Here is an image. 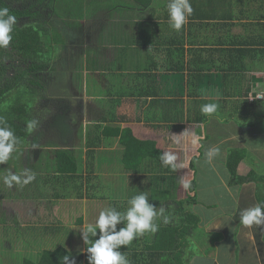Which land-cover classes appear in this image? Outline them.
<instances>
[{
    "label": "crops",
    "instance_id": "crops-1",
    "mask_svg": "<svg viewBox=\"0 0 264 264\" xmlns=\"http://www.w3.org/2000/svg\"><path fill=\"white\" fill-rule=\"evenodd\" d=\"M119 1L127 9L124 16L116 13L121 18L118 27L125 24L126 29L115 31V41L109 43L106 52L97 50L100 60L96 56L91 60L98 62L89 66L90 61L83 56L84 61L74 64L75 70L70 67L67 83L53 92L79 99L77 126L81 124L82 128L85 122V133L73 135L72 148L78 156L83 184L81 188L76 177L67 179L65 184H46L47 197L28 211L44 227L41 240L48 243L57 239L55 245L45 247L63 246L88 261L86 249L98 235L84 242L81 229L94 224L99 212L107 207L126 211L129 199L144 192L157 207L154 222L158 230L145 232L126 247L121 246L127 257L136 256L138 262L132 258V264H143V255L150 252L164 254L153 264H172L170 256L178 247L181 225L186 221L195 222L196 228L189 229L190 244L186 246L184 264H264V224L245 226L240 221L242 210L264 201V170L259 175L253 172L239 183H231L228 175L215 178L210 184L195 171L200 169L194 163L202 158V152L218 147L219 154L211 162L207 160L206 166L211 170L224 169L226 154L232 150L244 154L238 164L241 176L246 175L244 170H257L260 165L255 167L254 163L258 160L264 164V157L257 155L252 164L250 158L246 161L248 153L258 151L256 140L251 139L264 133L261 128L254 131L256 127L252 129L247 121L251 118L254 126L264 128V121L260 124L256 120L264 117V0H196L214 10V18L206 23L188 19L179 31L169 23V0H150L146 6L137 0ZM130 10H134L133 16ZM108 13L115 16L105 11L85 21L89 43L98 46L97 29L102 27V21H110L105 17ZM89 21H98L99 26H87ZM172 41L175 44L171 46ZM95 54L94 51L90 55ZM137 56L157 65L149 71L151 75L147 76ZM172 64L180 67L166 71L164 65ZM76 75L79 80L74 88ZM82 78L88 96L84 95L81 101L80 95H65L67 88L78 91ZM209 103L218 105L210 116L201 112V106ZM102 117H106L104 121ZM112 117L120 121L109 123ZM114 123L130 128L138 140L153 141L156 151L174 153L176 169L153 156L142 159L135 171H122L121 163L116 164L123 153L119 137L100 133L106 124ZM194 136L202 137L196 145L191 143ZM244 140L252 148H239ZM76 141L81 144L78 148ZM55 168L53 164L50 172L57 174ZM110 176L114 177V185L107 181ZM192 179L194 192L183 187L185 181ZM116 185L121 189L114 196ZM74 190H82L85 197L80 199ZM47 198L49 203L42 206ZM160 209L163 214H159ZM125 224L126 221L117 225V229ZM53 227L57 230L50 232ZM27 235L29 241L25 244L38 249L35 233L27 231ZM27 254L33 252L28 250Z\"/></svg>",
    "mask_w": 264,
    "mask_h": 264
},
{
    "label": "trees",
    "instance_id": "trees-1",
    "mask_svg": "<svg viewBox=\"0 0 264 264\" xmlns=\"http://www.w3.org/2000/svg\"><path fill=\"white\" fill-rule=\"evenodd\" d=\"M195 1L190 0L193 13L188 17L189 20L198 19L201 21L200 23H206V20L214 18L215 14H212L214 10H211L203 2ZM137 2L146 6L150 0H137ZM121 5L119 0H0V8H7L9 14L16 17V23L11 33V42L7 47H0V111L2 112L0 128L10 129L15 137L14 149L9 154L8 163L14 159V155L17 157L16 154L19 149L24 147L30 150L38 149L39 151H48L50 148L55 149V155L49 161L53 162L57 174L36 172L32 169V166L27 165L30 163L29 157L23 156V167H14L13 172L3 174V176L8 177L7 179H10L11 175L22 177L20 182L13 183L14 190L5 193L4 200L19 199L23 204H26L25 210L27 213L30 206L37 205L45 198V190L49 187V185H46L47 183L65 184L67 179L76 177L80 179L81 188L83 184V177L78 173V168H80L78 166V156L76 150H74L75 148H72L73 135L82 134L81 124L77 126L78 120H76L79 101L53 93L57 88V81L60 78L63 79L64 76L68 78V75H70L69 61L75 64L77 62L81 63L83 57L82 52L75 57L76 59L65 57L68 52V43L67 37L63 34L61 28L66 31H74V34L80 35L81 41L85 40L87 31L85 21L89 18H95L100 12L105 11H110L114 15L122 13V16H124V10L127 7L124 4ZM111 24V21L104 22L102 27L100 26V29H97L98 37L96 41L98 46L94 43L82 41V47H77L76 50L81 49L84 53L87 52L86 56H90L95 50L105 51L109 44L102 45L103 48H101L99 46L101 40H109L108 35H112V39L116 37V34H112L108 31V28L106 29ZM169 43L171 46L175 44L173 41ZM168 54L171 53L168 51ZM91 59L96 58L92 56ZM98 60H90L89 66L95 64ZM136 60H139L140 66L145 68L147 76L151 75L149 71L152 67H157L150 59L141 60V57L137 56ZM164 67L166 71H169L179 68L180 65L172 64L171 66L164 65ZM59 74H63V76H58ZM106 117H102V121ZM110 120L109 123L120 121L117 117H112ZM256 120L261 124L264 117H257ZM33 122L34 126L30 129L29 124ZM98 125L94 127L100 129ZM102 130L100 133L119 137V144L123 146L122 171L132 172L137 170L140 161L144 158L161 157L162 153L156 151L153 141L138 140L128 127L121 128L114 123L111 125L106 124ZM243 157L244 154L240 150H232L227 157L226 164L229 163L227 169L231 183L242 182V180L247 179L246 177L254 174L253 171L244 176L238 174V164ZM3 164H5L4 160L0 161V174L4 171ZM191 167L194 170V163L191 164ZM195 171L197 172V170ZM25 173L34 174L35 178L28 183H23V179H26ZM113 176L108 177L107 181L109 183L114 181ZM193 184L195 185V182L192 179L190 189L194 192ZM5 187L2 186L1 188L4 190ZM120 189L118 185L115 186L114 196L117 195ZM74 192L77 196L79 195L80 199L85 197L82 190H74ZM193 197L192 200L195 201V194ZM37 199L36 203L30 205L33 200ZM33 219L29 220L33 221ZM240 221L239 223H241ZM19 222L22 223V226H35L38 224L36 221L25 223L24 217L20 218ZM4 227L8 229L6 224L3 225V229ZM194 227L196 228V223L192 221H186L181 225L180 242L175 252L170 256L172 264H184L187 260L185 252L187 244L188 246L190 244L189 229ZM2 233L7 232L2 230L0 234ZM36 248V246L30 248L25 244L24 250L33 252V254L27 256L37 257L35 260L29 257L24 258L21 264H63L65 255H69L70 259L74 258L75 264H88V261H84L80 254L73 253L63 246H53L51 248L43 246L39 250ZM123 253L125 254V252ZM163 256L164 254L162 255L159 252L147 253V255H143V264H153ZM127 258L130 264H132V258L137 261L136 256L133 254Z\"/></svg>",
    "mask_w": 264,
    "mask_h": 264
},
{
    "label": "clouds",
    "instance_id": "clouds-1",
    "mask_svg": "<svg viewBox=\"0 0 264 264\" xmlns=\"http://www.w3.org/2000/svg\"><path fill=\"white\" fill-rule=\"evenodd\" d=\"M169 15V23L171 27L179 31L187 23L188 17L193 13V8L190 0H169L167 4ZM16 23V17L9 14L7 8H0V47H7L12 40L13 26ZM218 109L215 103L204 104L201 106V112L204 115H212ZM34 122L29 124L31 129ZM202 137L194 136L191 143L196 145ZM15 137L13 132L8 128H0V161L6 160L9 154L13 151ZM219 154V148L213 147L206 151V159L211 160ZM161 163L165 166H170L173 170L176 169L177 157L172 152H164L160 157ZM23 183H28L33 180L34 174H27ZM21 176L11 175L6 182H20ZM185 189L190 187V181L183 183ZM129 207L126 211H118L114 207H107L99 212L94 224H89L81 229V235L84 242H87L90 237L98 238L92 240L86 252L88 253V264H130L126 255L120 250L121 246L126 247L135 238L143 235L145 232L155 233L158 230V225L154 222L158 215L157 207L149 202L148 195L141 192L128 201ZM159 214H163V209H160ZM241 222L245 226L253 224H264V201L257 203L251 208L241 211ZM126 221L125 226L117 229V225H121ZM167 222V218H165ZM97 229L99 233H97ZM63 264H75L74 258L70 259L69 255L63 257Z\"/></svg>",
    "mask_w": 264,
    "mask_h": 264
},
{
    "label": "rangeland",
    "instance_id": "rangeland-1",
    "mask_svg": "<svg viewBox=\"0 0 264 264\" xmlns=\"http://www.w3.org/2000/svg\"><path fill=\"white\" fill-rule=\"evenodd\" d=\"M129 3V2H127ZM131 4V3H129ZM129 12V11H128ZM132 16L134 15V10H130ZM107 17L111 22H113V24H111L112 26H109V27H106V29L108 28L109 31H111L112 34H117L115 33L116 30H119V33H121L123 30L126 29V25L125 24H121L120 27L119 24H118V21L121 19L117 14H115V16H109V13H108V16H105ZM123 19V18H122ZM125 20V19H124ZM110 21H102V23L104 22H110ZM87 22V21H86ZM86 22H84L86 24ZM99 22L96 21V22H93V21H89L87 26L89 25H92L93 27H98ZM61 30H63V34H65V36L67 37V43H68V52L66 53L65 57L66 58H74L76 59L75 57L78 56V54H80L81 52V55L82 57L85 56V58L88 59V62L91 60V57L92 56H96V58L98 59L97 55H99L98 51L95 50L96 54L97 55H90L88 57H86L87 55V52L84 53L81 49L80 50H76L77 47H82L81 45V42H86V43H89V41H91L89 39V37H87L85 35V40H82L81 41V37L80 35L78 34H74V31H66L64 29L61 28ZM108 32V31H106ZM95 37V36H94ZM108 38L109 40L107 39H102L101 40V47L103 48L102 45H108L109 43H113L115 40L112 39V35H108ZM85 43V44H86ZM78 49V48H77ZM103 51V50H102ZM72 52V53H70ZM106 52V51H105ZM108 52V51H107ZM84 53V54H83ZM101 58V56H100ZM83 61H84V58H83ZM70 67L73 68L74 70L76 69L74 67V64L73 62H70ZM79 67L77 68V71L76 73L78 74L79 73ZM83 74V72H81V75ZM58 76H63V74H59ZM77 75H76V78L74 80V84H72L74 86V88L76 87V82L77 80ZM165 79V78H164ZM67 77L64 76V78H60L58 81H57V86H63V84L67 83ZM83 85L80 86L76 91V89L72 90L71 92L68 90L67 88V92L68 93H65L66 94H73L74 97L80 95L81 98L80 100L82 101V98L85 96H88V94L86 95V81L84 78L81 79ZM61 82V83H60ZM65 86V85H64ZM166 92V91H164ZM57 95H61V92H58L57 91ZM54 96V94H53ZM259 98H261V96H259ZM264 99V95L262 97ZM75 100H79V99H75ZM93 102V101H92ZM257 110H255L254 112H256ZM0 116H2V112L0 111ZM240 118V117H239ZM249 123V125L251 124L252 126V129L254 127H256V129H253L254 131L255 130H260L261 129H264L262 127H259V126H254V123L251 118L247 120ZM85 123V122H83ZM82 123V128H81V132L85 133V127ZM262 139H264V133L262 132V136H261V133L258 135H256L254 138H252L251 140H256L257 142V145H256V148H257V152L255 153H248L249 157L246 159V161H248V159L250 158V163L252 164L253 161L255 162L256 159H254L257 155L259 158H262L264 157V143H262L261 141ZM247 141L244 140V143L241 144V146L239 148H246V149H250L252 147L249 148L248 146V143H246ZM76 145L75 146L76 148L80 147L81 144H78V142L76 141ZM236 146V145H235ZM30 151V152H29ZM55 155V149L54 148H50V150L48 151H39L38 149H34V150H30L26 147H24L23 149H19V151L17 152L16 156L14 155V159L9 161L8 163V158L6 160H4V163L3 164V173L0 174V188L2 186H6L5 189L3 190L2 188L0 189V233L2 230L6 231L7 233H2L0 234V264H21V261L22 259L24 258H31V259H36L37 256H27V250H24L25 249V243H27L28 238L29 236L27 235V231H31L32 233H35V235H33L35 237V239L38 241V250L43 247V246H49L51 244H56L57 243V239H53L51 240V242H48V243H44L42 240H41V236L44 234V227H42V225L39 224V220H34L32 222H35L38 223L37 225H27L25 227L22 226V223L19 222V219L20 218H25L26 220H29L31 218H35V216L33 214H30L28 215L27 211L25 210V205L26 204H23L19 199H8V200H4V195L5 193H7L8 191H12L14 190V182L13 181L11 183V186H9V183H7L6 181L8 180L6 176H3L4 173H9V172H13V168L14 167H23L24 166V162H23V159H22V156L23 157H29V162L27 165L29 166H32V169L36 170V172H39V173H42V174H45V173H48L50 172L51 170H53V162H50L49 160H51L52 156ZM230 155L229 154H226V160H227V157ZM222 159H223V156H222ZM260 162V163H259ZM262 161L261 160H258V162L254 163L255 167H258L260 165V167L257 169V170H252L253 172H256L257 175H259L263 170H264V164L261 163ZM117 163H122V160L121 161H118L116 162ZM195 165H196V168L197 169H200V170H197L200 172V177H202L203 179H206L205 181L207 183H210L212 184L214 179L215 178H226L228 175H229V172H228V164H226V162L224 161V169H221V170H211L209 169V167H207V159L205 158V154L202 152V158L200 159H196L194 161ZM255 167H252V169H255ZM20 171H23V170H20ZM244 174H247L250 172V170H244L243 171ZM238 174H239V170H238ZM181 175H183V173H181ZM257 179V177H256ZM204 189V188H203ZM203 195L204 197H206V193L203 192ZM47 197V196H45ZM8 198V197H7ZM49 198H47L46 201H44L43 205L42 206H45L47 205L49 202H48ZM38 201L37 200H33V202L30 204H34ZM176 202V201H175ZM173 205V203H171ZM29 206V205H28ZM30 208H34L32 206H30ZM173 208V206H172ZM6 218V219H5ZM5 219V222L3 221ZM7 225L8 229L6 227H4L3 229V225L4 224ZM16 230H19L18 232H15ZM57 229L56 228H50L49 231L50 232H55ZM58 236V235H57ZM54 237V235L51 236V239ZM62 242H65L64 239H62Z\"/></svg>",
    "mask_w": 264,
    "mask_h": 264
}]
</instances>
